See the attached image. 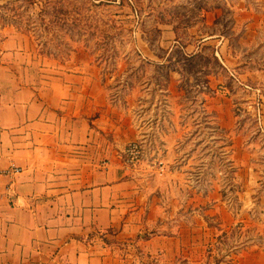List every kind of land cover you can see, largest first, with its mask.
<instances>
[{
	"label": "rangeland",
	"instance_id": "obj_1",
	"mask_svg": "<svg viewBox=\"0 0 264 264\" xmlns=\"http://www.w3.org/2000/svg\"><path fill=\"white\" fill-rule=\"evenodd\" d=\"M0 24L56 59L90 55L139 131L123 177L151 199V232L181 221L182 264H264V0H0Z\"/></svg>",
	"mask_w": 264,
	"mask_h": 264
},
{
	"label": "crops",
	"instance_id": "obj_2",
	"mask_svg": "<svg viewBox=\"0 0 264 264\" xmlns=\"http://www.w3.org/2000/svg\"><path fill=\"white\" fill-rule=\"evenodd\" d=\"M119 112L83 47L59 60L0 24V169L21 168L0 176V264H182L181 221L151 232V199L123 177L120 142L139 131Z\"/></svg>",
	"mask_w": 264,
	"mask_h": 264
},
{
	"label": "built area",
	"instance_id": "obj_3",
	"mask_svg": "<svg viewBox=\"0 0 264 264\" xmlns=\"http://www.w3.org/2000/svg\"><path fill=\"white\" fill-rule=\"evenodd\" d=\"M136 147V145H134ZM21 171V168L15 165H11L8 169L6 170H1L0 169V176L3 174H16Z\"/></svg>",
	"mask_w": 264,
	"mask_h": 264
}]
</instances>
